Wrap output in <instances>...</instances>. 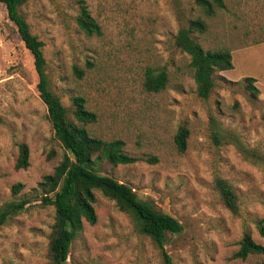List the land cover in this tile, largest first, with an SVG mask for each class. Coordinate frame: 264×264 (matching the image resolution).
<instances>
[{"label": "rangeland", "instance_id": "1", "mask_svg": "<svg viewBox=\"0 0 264 264\" xmlns=\"http://www.w3.org/2000/svg\"><path fill=\"white\" fill-rule=\"evenodd\" d=\"M178 1L185 19L206 23L203 34L193 35L203 50L230 52L232 69L215 75L204 100L195 94L188 57L173 46L181 23L170 0H28L19 12L42 43L49 89L69 116L70 99L81 97L96 115L87 126L92 136L119 139L129 156L156 159L115 167L102 161L96 172L126 184L181 224L163 246L170 264H264V255L231 258L243 233L264 248L256 230L258 220L264 225V0H224L225 9L212 18L202 16L193 0ZM82 6L99 36L78 30ZM147 68L165 72L164 89H143ZM244 77L256 80L254 101L240 83ZM36 83L32 58L0 4V207L27 202L0 224V264L47 262L53 211L40 205L37 184L63 149ZM178 127L188 132L182 153L173 143ZM20 143L28 149V166L14 170ZM216 179L233 189L235 214L220 201ZM15 183L21 188L12 195ZM93 207L96 222H83L66 264H163L155 245L112 200L95 192Z\"/></svg>", "mask_w": 264, "mask_h": 264}, {"label": "trees", "instance_id": "2", "mask_svg": "<svg viewBox=\"0 0 264 264\" xmlns=\"http://www.w3.org/2000/svg\"><path fill=\"white\" fill-rule=\"evenodd\" d=\"M28 0H0L6 18L13 24L15 31L32 58L33 70L37 77L35 89L39 100L45 107L52 136L63 149L60 161L49 174L43 175L37 184L41 206H50L53 211V222L50 227L46 247L47 262L45 264H66L69 246L80 233L83 222L93 225L96 214L93 204L95 192L112 200L120 212L127 214L138 233L146 236L158 249L163 264H170V259L164 251V243L168 234H178L182 231L181 224L171 216L162 213L146 201L137 198L126 184L120 183L110 176L96 172L102 161L111 166L130 165L143 160L146 163L156 162L154 157L139 159L129 156L123 150L124 143L119 140L104 141L92 136L87 126L96 121V115L85 107L81 97L70 99V116L62 106L58 97L49 89L45 74V62L42 56V43L29 31L19 8ZM176 6L180 26L173 36V46L188 57V66L192 72L195 94L199 99H207L213 86L215 75L232 69L231 56L228 50H203L194 39V34H203L206 23L199 17L184 18L178 7V0H170ZM193 5L200 14L212 18L218 11L225 9L224 0H193ZM76 26L86 36H99L100 28L90 16L85 7L79 9L75 19ZM79 77L81 72L74 69ZM143 89L146 92H159L166 86L167 76L164 71L147 68L144 72ZM222 81H226L223 77ZM256 80L244 77L240 80L249 97L254 101L259 91ZM188 132L184 127H178L173 143L179 153L184 152ZM28 166V149L25 144L17 145V157L14 170L25 169ZM21 184L11 186L15 195ZM214 188L223 206L231 213L237 211V198L231 186L224 180L216 179ZM27 202L13 200L0 207V224L9 217L25 209ZM259 236L264 237V225L260 219L256 222ZM251 255H264V248L255 243L249 234L243 233L237 250L232 259L245 260Z\"/></svg>", "mask_w": 264, "mask_h": 264}, {"label": "crops", "instance_id": "3", "mask_svg": "<svg viewBox=\"0 0 264 264\" xmlns=\"http://www.w3.org/2000/svg\"><path fill=\"white\" fill-rule=\"evenodd\" d=\"M232 67H233V65H232Z\"/></svg>", "mask_w": 264, "mask_h": 264}]
</instances>
